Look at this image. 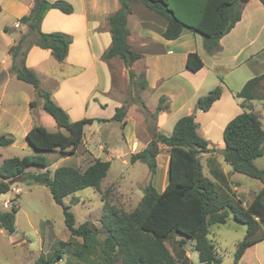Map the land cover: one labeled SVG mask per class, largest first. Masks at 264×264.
<instances>
[{"label": "trees", "instance_id": "1", "mask_svg": "<svg viewBox=\"0 0 264 264\" xmlns=\"http://www.w3.org/2000/svg\"><path fill=\"white\" fill-rule=\"evenodd\" d=\"M248 1V0H247ZM264 6V0H258ZM119 8L108 17L111 34L109 49L103 54V60L118 58L127 69L129 84L137 91L147 87L145 74L135 75L131 70L142 55L131 50L128 44L129 30L127 17L136 5H143L166 21L162 36L166 40L177 39L183 29L198 33L203 37V49L213 55L220 51V39L230 32L240 20L243 2L241 0H118ZM49 10H58L65 15L73 13V7L62 0L48 2L33 0L29 13L19 19L26 32L21 33L17 43L8 49L11 66L8 74L16 80L31 86L35 96L42 101L41 109L48 114L61 130L49 132L43 126H34L25 136L32 150L31 155L13 157L0 164V196L8 193L11 180L27 185L37 184L48 189L52 200L61 207L64 224L72 237L82 240L81 248L88 252L100 247L101 264H190L185 254L181 259L171 255L165 241L171 233H177L186 241L193 243L198 264H221L215 252V246L209 239L210 228L224 225L229 217L246 227L244 238L237 244L233 264H238L245 250L264 239V169L255 165V161L264 162V131L257 115L250 107L242 105L243 112L230 120L223 129L224 144L222 158L233 173L241 174L259 181L263 188L250 204L242 206L228 186V181L214 158L208 159L210 177L203 174L199 156L214 152L208 141L197 133L194 115L183 116L174 124L171 135L165 136L152 130L151 139L140 152L132 154L129 162L144 164L153 175L156 171V158L160 145L168 152V183L162 192L148 184L144 188L137 207L131 212L109 207L103 204L104 212L100 217V228L105 232L101 243L97 240V231L87 222L75 226V218L64 198L72 196L85 188L98 189L110 168L109 161L95 160L83 171L70 166H60L53 172L48 170L50 161L47 154H74L83 140V128L94 121L81 119L71 122L66 112L57 106L50 94L40 88L36 74L25 65L27 51L35 46L48 50L52 58L62 63L68 54L71 39L64 33L40 31V24ZM7 30V29H5ZM203 67L200 58L188 54L186 68L196 72ZM6 73L0 75V84ZM264 74L248 80L236 97L243 102L260 100L264 104L262 82ZM221 96V88L216 87L200 97L195 108L205 112ZM165 98L161 97L153 113L148 117L155 121L156 115L167 109ZM35 101L30 107H35ZM248 110V111H247ZM125 107L117 108L110 122L124 125ZM14 143L11 136L0 135V147H9ZM45 169L32 173L28 168ZM14 183V184H15ZM18 198V197H15ZM9 211L0 212V229L11 235L15 232V215L18 211L14 199L10 201ZM33 264H51L40 255Z\"/></svg>", "mask_w": 264, "mask_h": 264}, {"label": "crops", "instance_id": "2", "mask_svg": "<svg viewBox=\"0 0 264 264\" xmlns=\"http://www.w3.org/2000/svg\"><path fill=\"white\" fill-rule=\"evenodd\" d=\"M62 1L73 7V13L65 15L58 10H49L41 21L40 31L61 32L70 37L71 44L66 59L58 63L48 50L33 46L27 51L25 65L36 74L40 88L50 94L52 101L66 112L71 122L81 119L107 121H94L85 125L84 128L95 125L91 133H95L93 140L96 139L97 142L101 140L100 130L104 129L105 143L110 153L128 154L130 157L147 146L151 138L147 135L145 114L142 110L145 109L147 115L153 113L161 97L166 99L167 109L156 115L153 130L163 135H171L174 124L179 118L194 115L199 136L208 141L209 147L216 146V149H223V140L212 142V137H222L226 124L243 112L242 105L250 107L251 111L257 115L264 131L263 102L252 100L247 103L235 96L248 80L264 74V6L258 0H248L243 4L240 20L220 39L221 49L213 55L204 51L203 37L186 28L177 39H164L162 33L166 27V21L143 5L134 6L127 17L128 44L132 51L142 55V59L134 63L131 70L136 75V68H140L145 74L147 83L144 90L140 92L136 90L137 104L127 101L129 77L122 62L118 58L109 60L102 58L111 44L108 17L119 8L118 0ZM15 2L23 7L18 19L27 15L33 5V0ZM2 8L3 3L0 5V14ZM0 29V75L6 73L0 89L4 92L11 80L15 78L8 74L11 66L8 49L17 43L20 33H25L26 28L17 20L13 26L2 25ZM192 53H195L203 63V67L196 72L186 68L187 56ZM216 87L221 88L220 98L211 105L209 110L205 112L197 110L196 101ZM34 98H25L24 107L20 109L16 100L7 98L5 93H0V135L14 137L13 132L20 127L19 130H22L24 137L26 136L34 124L23 127L22 123L32 118L30 102L34 101ZM126 105L128 109L124 125L117 122L122 125L125 132V135L122 134L123 145H121V141L116 140L111 132L116 122L109 120L117 108ZM38 106L41 109L42 101ZM194 109H196L195 113H193ZM8 121L11 123L9 124ZM84 128L81 144L94 146L93 140L87 141L89 144H86ZM109 139L112 141L108 142ZM104 147V144L100 142L98 150L102 152ZM163 147L166 150L162 157L164 164L169 158L167 148ZM160 156L159 153L156 158V169L157 159ZM210 158L213 157H208L206 160L205 176L207 177H210L207 166ZM215 160L226 176L232 193L241 201L240 195L244 192L239 190L237 181H232V170L222 165L224 162L222 155ZM259 160L264 163L262 159ZM260 169H264V166ZM167 183L168 181L165 182L163 190ZM262 188L263 185L259 186L258 192ZM258 192L253 193L250 202ZM245 193L249 195L250 191ZM8 201H4V207ZM250 202L241 201L244 207ZM23 241L14 242L13 240L12 244ZM257 243L248 248H256ZM190 254L185 255L191 262ZM242 258L244 254L241 260ZM256 262L262 264L258 258ZM27 263L30 264V261L27 260Z\"/></svg>", "mask_w": 264, "mask_h": 264}, {"label": "rangeland", "instance_id": "3", "mask_svg": "<svg viewBox=\"0 0 264 264\" xmlns=\"http://www.w3.org/2000/svg\"><path fill=\"white\" fill-rule=\"evenodd\" d=\"M0 1V5L3 3L4 8L1 9L0 27L2 25L13 26L17 20H19L18 17L23 10V7L15 1L26 0ZM135 73L139 75L143 72L140 68H136ZM132 86V84H129L127 88V101L137 104V92ZM261 86V92H264V81ZM2 91L3 89H0V93H5L7 98L16 100L20 109L24 107L23 101L25 98H34L33 88L23 82L17 81L15 78L11 80L6 90L4 92ZM33 100L36 105L32 108V121L23 122V127L33 126L34 124V126H43L49 132L61 131L56 126L54 120L43 110L39 109L38 105L41 100L36 96ZM139 108L142 107L139 106ZM125 109H128V105L125 106ZM142 111L145 114L147 135L151 138V132L155 127L154 121L148 117L145 109ZM8 122L9 124L11 123V121ZM16 125H18V123H16ZM100 125L103 126L102 124ZM19 128L20 127L13 132L14 145L0 148V164L5 159L13 157L20 158L35 152L28 146L23 132L19 130ZM94 128L95 125H89L84 128L87 145L89 144L87 141L92 142L94 139L95 133H91ZM100 132L101 140L99 142H97L96 139L93 140L94 146L81 144L74 154H47L50 161V166L48 167L50 172H53L54 169L60 166H70L79 171H83L95 160L110 162L107 175L100 183L98 189L85 188L72 196L64 198V203L70 207V211L74 215L75 226L77 227L87 222L92 228L96 229L99 243H101L105 237V232L101 230L99 223L100 217L104 212V202H106L109 207L128 213L137 207L143 196L146 185L151 184L158 192H161L165 182L168 181V162L166 161V163L163 164L162 157L166 151L163 146L159 147L161 156L157 159L158 167L155 174L151 175L144 164L140 162L131 164L128 154L121 155L107 151L108 147L105 143L106 138L104 137V129H101ZM111 132L114 138L121 141V145H123L122 134L124 133L125 135V132L123 131L122 125L116 122ZM165 136L169 135L165 134ZM111 141V139L108 140V142ZM211 141H222V137L214 136ZM100 142L105 146L102 152L98 150ZM215 147L216 146L210 147L214 152L199 156L204 175H206L205 173L207 170V158L213 157L217 159L220 156L215 153ZM222 165L228 170L231 169L225 162H222ZM256 165L262 168L264 163L257 160ZM26 171L38 173L45 171V169L31 167ZM232 175V181H237L239 190L244 192L243 195H240L241 201L244 203L250 202L253 193L258 192V187L262 186V184L257 180L250 179L241 174L232 173ZM248 190L250 191L249 195L245 193ZM12 199H14L13 204H17L18 208L15 215V232L11 236L2 230L0 231V264H29L27 260L30 261V264H33L40 255H43L51 264L102 263L99 246L85 252L81 248L82 240L72 237L69 234L64 224L62 209L52 200L48 189L37 184L27 185L17 182L12 185L8 193L0 196V212L10 210L12 205L10 201ZM7 200L9 201L4 207L3 203ZM245 232L246 227L237 224L230 214L224 225H217L210 228L208 237L215 246V252L221 259V264H233L237 244L244 238ZM12 239L14 242L18 240L24 241L14 245L12 244ZM182 239L183 237L179 234L171 233L169 238L165 241V246L171 255L178 259H181V252L182 255L191 253L190 264H198L197 253L193 251V243L185 240L186 242L180 246L179 242ZM246 251V253H244V258H242V260L240 259L238 264H257V258L259 262L264 264V239L257 243L256 248H248Z\"/></svg>", "mask_w": 264, "mask_h": 264}, {"label": "water", "instance_id": "4", "mask_svg": "<svg viewBox=\"0 0 264 264\" xmlns=\"http://www.w3.org/2000/svg\"><path fill=\"white\" fill-rule=\"evenodd\" d=\"M243 3H246L247 0H241ZM196 112V109H194L193 113ZM27 144L30 146L29 142L26 140ZM31 147V146H30ZM215 153L216 154H219V155H222L223 154V149H218V150H215ZM15 183V180H11L9 182V185H13Z\"/></svg>", "mask_w": 264, "mask_h": 264}, {"label": "built area", "instance_id": "5", "mask_svg": "<svg viewBox=\"0 0 264 264\" xmlns=\"http://www.w3.org/2000/svg\"><path fill=\"white\" fill-rule=\"evenodd\" d=\"M15 27L17 28V27H18V25L16 24V25H15ZM5 206H6V205H5Z\"/></svg>", "mask_w": 264, "mask_h": 264}]
</instances>
